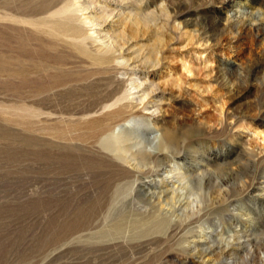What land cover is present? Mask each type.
<instances>
[{
	"label": "rangeland",
	"instance_id": "374dc122",
	"mask_svg": "<svg viewBox=\"0 0 264 264\" xmlns=\"http://www.w3.org/2000/svg\"><path fill=\"white\" fill-rule=\"evenodd\" d=\"M0 264H264V0H0Z\"/></svg>",
	"mask_w": 264,
	"mask_h": 264
},
{
	"label": "bare ground",
	"instance_id": "6f19581e",
	"mask_svg": "<svg viewBox=\"0 0 264 264\" xmlns=\"http://www.w3.org/2000/svg\"><path fill=\"white\" fill-rule=\"evenodd\" d=\"M79 1V0H78ZM84 1V0H83ZM81 7V2L80 4L76 3V4H72V5H69L68 7L64 8L61 12L62 13H69L71 12L72 10L76 9V8H79ZM84 7V6H83ZM83 9V8H81ZM90 9V8H89ZM38 13V12H37ZM40 13V12H39ZM59 14V13H58ZM90 20V22H94L97 20V17L95 18V16H89V17H86L85 20ZM101 19V18H100ZM73 23V22H72ZM98 23V22H97ZM90 24V23H89ZM80 25V24H79ZM95 25V24H94ZM90 28V27H88ZM93 28V27H92ZM95 30V29H94ZM96 32L98 31H95L94 33L96 34ZM100 32H98L97 34L99 35ZM104 33V32H103ZM102 33V34H103ZM107 36V35H106ZM105 36V37H106ZM63 37V36H61ZM101 37V36H99ZM109 37V36H108ZM65 38V37H64ZM110 39V38H108ZM102 40V39H100ZM111 40V39H110ZM108 41V40H107ZM103 43V42H102ZM82 44V43H81ZM117 50V46L115 43H112V42H109V43H103L102 47L98 49V52L99 54H96V57L99 58V60H101V63H106V62H109V61H112V60H117V56L115 55V52ZM98 60V61H99ZM124 61V60H123ZM125 62V61H124ZM113 71V70H112ZM131 72V71H130ZM18 75H20L21 77L24 76L25 72L23 69H20L18 72H16ZM132 74V73H131ZM137 75V74H136ZM138 79V78H137ZM130 81L132 84L131 86L133 87V89L135 88H139L141 87L142 85H144L145 82H139V80H135L133 78H130ZM50 90V89H49ZM142 90V89H141ZM129 94H132V92H129L128 94H125L124 96H121V97H118V98H115L113 100V102L111 104H101L99 109H96L94 112H98L99 110H105L107 108H111L113 106H117L119 104H121L120 102L122 100H124L125 98H127L129 96ZM137 96V95H136ZM140 99V97H138ZM151 102V101H150ZM158 108V107H157ZM156 108V109H157ZM25 114H29V113H25ZM128 121V120H127ZM131 124V123H130ZM93 126H97V123H93ZM125 126V125H124ZM123 126V127H124ZM95 127V128H97ZM130 127V126H129ZM122 129L121 125H119L118 127H116L110 134H107L105 135L101 140H100V144L101 146L105 149V150H108L110 151L111 153L115 154L117 156V158H119L120 160H123V161H128V157L125 156L123 153H121L122 151V147H120V140H121V136L119 134L120 130ZM161 131V130H160ZM159 132V131H158ZM97 133V132H96ZM95 133V134H96ZM127 135V134H126ZM129 135V134H128ZM153 139H152V143H155L156 140L160 137L158 134H155L152 136ZM163 138V137H162ZM168 141L166 139H164V141L162 140L160 143L158 142L157 144L159 146H166L168 147ZM179 143V142H178ZM166 149V148H165ZM174 150V149H173ZM105 152V151H104ZM169 152V151H168ZM172 152V151H171ZM138 159V158H137ZM106 160V159H105ZM143 160V158H142ZM108 161V160H107ZM133 163V162H132ZM132 165V164H130ZM166 167V166H165ZM127 168V167H126ZM160 168V167H159ZM118 170V169H117ZM173 171V170H172ZM169 173V172H168ZM119 174V173H118ZM150 174V173H149ZM162 174V173H161ZM146 176V175H145ZM160 177V176H159ZM170 177V176H169ZM160 180V179H159ZM145 183H141L142 185H138V189L139 190H144L145 186L147 185H152L150 184V182H148V180L146 181H143ZM153 182V181H152ZM154 183V182H153ZM159 184V183H158ZM162 190V189H161ZM165 190V189H164ZM156 193V192H155ZM114 198V197H113ZM208 234V233H207ZM240 237V236H239ZM203 238V237H202ZM198 239V238H197ZM203 240V239H202ZM208 240V239H207Z\"/></svg>",
	"mask_w": 264,
	"mask_h": 264
}]
</instances>
